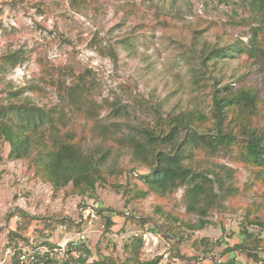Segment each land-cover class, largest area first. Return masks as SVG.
<instances>
[{"label": "rangeland", "instance_id": "1", "mask_svg": "<svg viewBox=\"0 0 264 264\" xmlns=\"http://www.w3.org/2000/svg\"><path fill=\"white\" fill-rule=\"evenodd\" d=\"M78 1L75 11L71 0H0V98L14 91L36 105L60 108L50 80L70 85L86 75L93 85L96 122L77 115V140L86 152L109 150L105 180L86 196L74 194L70 185L56 190L39 180L26 161L9 160V147L0 141V264H11L8 249L79 235L88 250L84 264H109L108 258L123 262L124 246L135 236H142V261L224 264L231 258L224 250L240 243L242 226L260 239L258 262L236 249V264H264V176L236 162L231 156L235 147L209 162L203 152L197 153V170L217 165L230 169L238 190L209 212L204 229L192 231L185 224L199 218L186 212L182 191L142 198L138 191L146 188L136 175L148 168L134 162L126 147L96 134L108 129L121 136L130 128H155L160 120L155 112L166 119L195 111L206 118L199 128L212 129L211 92L228 84L254 86L263 98L264 62L238 55L213 66L203 59V51L216 43L249 47L250 30L229 25L233 6L218 0ZM237 13L236 21L242 17ZM195 27L202 32L196 41ZM9 57L13 63L2 64ZM115 107L120 112H113ZM263 114L264 108L252 120L254 126H264ZM81 208H91L94 218L81 223ZM251 219H260L263 227L249 226ZM71 257L57 263L81 264Z\"/></svg>", "mask_w": 264, "mask_h": 264}, {"label": "trees", "instance_id": "2", "mask_svg": "<svg viewBox=\"0 0 264 264\" xmlns=\"http://www.w3.org/2000/svg\"><path fill=\"white\" fill-rule=\"evenodd\" d=\"M218 1L233 6V16L229 18L228 24H243L247 27L251 33L250 46L244 48L236 43H216L203 51L204 62L210 61L214 66L222 59H238V55H243L247 60L264 62V0ZM80 2L71 0V8L77 11ZM237 11L242 15L238 21ZM201 34L195 27L192 30L193 40H198ZM13 60L14 57H9L2 64H12ZM49 86L56 89L60 108L36 105L21 97L20 92L11 91L9 98H0V141L9 147L8 159L26 161L30 171L39 180L56 190L70 185L74 194L86 196L94 192L96 184L104 182L109 152H100L98 149L86 152L80 140H77V115L96 122L92 118L97 108L92 97V81L82 74L75 77L70 85H65L58 78L51 79ZM211 104L210 115L214 120L212 129L199 128L206 118L195 111L181 112L166 119L155 112L157 119H160L155 128H130L128 133H122L121 136L116 130L108 129L96 133L99 138L129 149L132 160L148 168V173L136 175V180L141 181L146 188L145 191H138L142 198L147 195L162 197L182 191L186 212L199 218L196 223L185 224L192 231L204 229L208 224L205 217L209 212L233 199L238 190L233 185L230 169H221L217 165L215 168L205 166L201 171L197 170L193 164L197 153L203 152V159L209 162L219 153H232L235 147L236 152L231 155L234 160L257 168L258 176H264V126L252 124V120L264 108V97L259 96L254 86L232 88L228 84L211 92ZM120 110L115 107L113 112ZM103 212L99 206L98 213ZM259 220L251 219L247 224L263 227ZM107 222L110 223V217ZM246 228H241L240 243L225 248L224 253L231 254V258L224 264H236L233 253L236 249L247 251L258 262L256 247L260 239ZM142 246V236L132 237L130 243L124 246L126 259L119 264H157L158 259L140 260ZM249 246L254 247L251 249ZM79 249L84 256L76 261L84 264L88 250L84 245ZM107 260L109 264H116L109 258ZM57 262L41 259L37 264ZM11 264H19L15 256Z\"/></svg>", "mask_w": 264, "mask_h": 264}, {"label": "built area", "instance_id": "3", "mask_svg": "<svg viewBox=\"0 0 264 264\" xmlns=\"http://www.w3.org/2000/svg\"><path fill=\"white\" fill-rule=\"evenodd\" d=\"M94 211L91 208H81L80 222L86 218H94ZM92 223V221H91ZM61 232H66L65 226H60ZM84 243V237L82 235L77 236V239L67 238L58 243H52L51 245H42L38 243H30L28 245H20L16 249H8L7 255L16 257L19 264H37L44 260H63L72 256L74 259H79L84 256V253L79 248Z\"/></svg>", "mask_w": 264, "mask_h": 264}]
</instances>
